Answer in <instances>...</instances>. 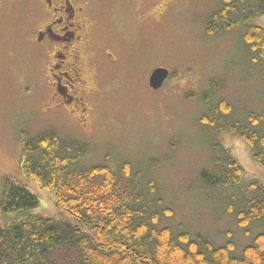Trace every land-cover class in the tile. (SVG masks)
Here are the masks:
<instances>
[{"label":"rangeland","instance_id":"374dc122","mask_svg":"<svg viewBox=\"0 0 264 264\" xmlns=\"http://www.w3.org/2000/svg\"><path fill=\"white\" fill-rule=\"evenodd\" d=\"M219 2L97 0L94 9L99 26L114 30L120 42L117 57L88 59L92 86L86 99L88 111L69 106L57 114L46 113L52 103L49 60L28 53L21 38L24 7L13 2L12 21L2 29L8 54L6 69L0 73V203L10 179L38 196L36 213L57 212L53 193L41 189L21 170L23 132L34 136L51 127L93 143L89 162L104 161L109 155V162L117 168L129 160L134 168L141 165L146 169L151 168L152 160L150 175L157 190L148 199L158 209L171 212L162 215L160 226L187 230L193 237L203 235L217 243L232 234L241 253L264 225L255 224L246 233L228 212L229 189L203 184L201 171L213 169L210 139L218 135L242 164L244 184L252 180L264 183V168L253 160L238 135L216 132L215 127L200 121L206 106L198 98L210 81H218L214 106L226 100L231 105L230 119L244 121L251 110H264V64L252 62L241 39V27L223 35L206 33L205 18ZM253 22L264 27V16ZM99 37L95 42L102 49V41L116 40L105 34L109 39ZM158 66L168 68L170 76L161 88L153 89L149 78ZM17 215L6 214L0 207V224L12 222Z\"/></svg>","mask_w":264,"mask_h":264},{"label":"trees","instance_id":"16d2710c","mask_svg":"<svg viewBox=\"0 0 264 264\" xmlns=\"http://www.w3.org/2000/svg\"><path fill=\"white\" fill-rule=\"evenodd\" d=\"M259 16H264V0H220L205 18V31L223 35L241 27L252 62L264 64V27L253 22ZM219 86L210 81L199 96L206 106L200 121L216 132L238 135L264 168V110H251L244 121H232L229 102L213 104ZM23 133L21 170L53 193L57 212L36 213L38 196L7 179L0 207L19 216L0 224V264H264V230L240 253L232 234L226 233L227 241L217 243L160 226L162 215L171 212L148 199L157 190L150 175L152 160L151 168H134L129 160L117 168L109 155L104 161L89 162L93 143L51 127L34 136ZM216 136L210 139L213 169H203L201 180L207 187L229 189L228 212L250 233L253 225H264V183L244 184L245 168ZM65 252L69 256L61 257Z\"/></svg>","mask_w":264,"mask_h":264},{"label":"flooded vegetation","instance_id":"af4514ba","mask_svg":"<svg viewBox=\"0 0 264 264\" xmlns=\"http://www.w3.org/2000/svg\"><path fill=\"white\" fill-rule=\"evenodd\" d=\"M13 2L24 7L21 14L25 29L21 38L28 53L35 59L49 60L47 78L52 103L46 113H63L69 106L88 111L86 99L92 89L88 59L103 55L116 59L120 46L114 30L99 26L94 9L97 0H0V73L6 69L8 54L2 29L7 21H12ZM104 34L116 40L102 41V49L95 41L99 36L104 38Z\"/></svg>","mask_w":264,"mask_h":264},{"label":"water","instance_id":"95a60500","mask_svg":"<svg viewBox=\"0 0 264 264\" xmlns=\"http://www.w3.org/2000/svg\"><path fill=\"white\" fill-rule=\"evenodd\" d=\"M170 76V71L164 66H158L153 69L149 78V86L153 89L162 87L166 79Z\"/></svg>","mask_w":264,"mask_h":264}]
</instances>
